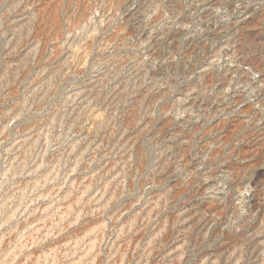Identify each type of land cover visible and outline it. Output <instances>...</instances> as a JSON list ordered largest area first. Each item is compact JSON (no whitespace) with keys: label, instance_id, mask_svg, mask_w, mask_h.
Instances as JSON below:
<instances>
[{"label":"rangeland","instance_id":"374dc122","mask_svg":"<svg viewBox=\"0 0 264 264\" xmlns=\"http://www.w3.org/2000/svg\"><path fill=\"white\" fill-rule=\"evenodd\" d=\"M0 264H264V0H0Z\"/></svg>","mask_w":264,"mask_h":264}]
</instances>
